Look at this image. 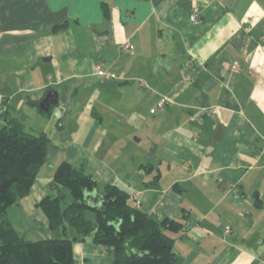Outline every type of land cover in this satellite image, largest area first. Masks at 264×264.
<instances>
[{
	"label": "crops",
	"instance_id": "obj_1",
	"mask_svg": "<svg viewBox=\"0 0 264 264\" xmlns=\"http://www.w3.org/2000/svg\"><path fill=\"white\" fill-rule=\"evenodd\" d=\"M49 91L46 162L6 210L23 238L60 234L36 203L58 193L67 160L97 181L91 197L117 184L154 217L182 220L166 232L180 264H264V0H0V128L43 113ZM72 253L113 264L93 233Z\"/></svg>",
	"mask_w": 264,
	"mask_h": 264
},
{
	"label": "trees",
	"instance_id": "obj_2",
	"mask_svg": "<svg viewBox=\"0 0 264 264\" xmlns=\"http://www.w3.org/2000/svg\"><path fill=\"white\" fill-rule=\"evenodd\" d=\"M103 7L107 13L106 3ZM49 145L45 131L27 132L16 118H7L0 128V264H74L73 241L91 233L95 244L113 248V264H180L166 232L179 231L182 220L154 217L131 204L130 193L117 184L106 183L99 199L91 197L97 181L67 160L53 172L58 193L36 203L49 228L60 234L23 238L6 219V210L29 193ZM68 193L71 199L66 201ZM68 227L75 231L73 238L67 236Z\"/></svg>",
	"mask_w": 264,
	"mask_h": 264
},
{
	"label": "rangeland",
	"instance_id": "obj_3",
	"mask_svg": "<svg viewBox=\"0 0 264 264\" xmlns=\"http://www.w3.org/2000/svg\"><path fill=\"white\" fill-rule=\"evenodd\" d=\"M54 114H55V112L53 111V113L51 115L52 117L48 118V113L47 112H43V113L38 112L36 117L31 118L29 121H27V120L24 121L23 129L25 131H27V132H31V133H35V134H38V133H40L42 131H45L46 128H51V125L54 123V121H55L54 120ZM54 125H55V123H54ZM55 156H57V159L58 158H63L64 159V157H63L64 156V152L59 150V151H57ZM65 191H67V190H65ZM70 199H71V197H70V194L68 193L66 201H68ZM19 212H20V210H18V208H16V207L15 208H11L9 210V213H10L11 217H13V215H14V217L16 216L18 218H21V214Z\"/></svg>",
	"mask_w": 264,
	"mask_h": 264
},
{
	"label": "built area",
	"instance_id": "obj_4",
	"mask_svg": "<svg viewBox=\"0 0 264 264\" xmlns=\"http://www.w3.org/2000/svg\"><path fill=\"white\" fill-rule=\"evenodd\" d=\"M198 18V11H197V8L194 7L193 10L191 11L190 15H189V19L191 21H196ZM123 48L124 49H131L132 48V45L129 43V42H124L123 43ZM238 66V63L237 62H234L232 64V67L236 68ZM96 71L97 73H99L100 75H102L103 77L105 78H113L114 77V74L112 73H108V72H105L103 70L100 69V66H96ZM167 100L168 98L166 96H163V97H160L157 102H156V107L157 108H164V106L166 105L167 103ZM155 108H152L150 111L151 112H154ZM2 111V108L0 107V112ZM263 141H264V135L262 137ZM225 231L228 232L229 231V228L226 227L225 228Z\"/></svg>",
	"mask_w": 264,
	"mask_h": 264
},
{
	"label": "water",
	"instance_id": "obj_5",
	"mask_svg": "<svg viewBox=\"0 0 264 264\" xmlns=\"http://www.w3.org/2000/svg\"><path fill=\"white\" fill-rule=\"evenodd\" d=\"M53 95V92L52 91H49L45 97L39 102V108L42 110V111H48L49 109V102H48V98Z\"/></svg>",
	"mask_w": 264,
	"mask_h": 264
}]
</instances>
